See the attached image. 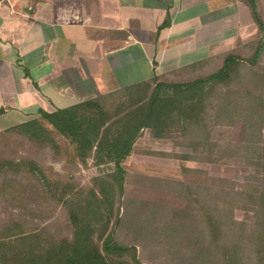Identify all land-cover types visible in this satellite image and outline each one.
Listing matches in <instances>:
<instances>
[{"label": "trees", "instance_id": "1", "mask_svg": "<svg viewBox=\"0 0 264 264\" xmlns=\"http://www.w3.org/2000/svg\"><path fill=\"white\" fill-rule=\"evenodd\" d=\"M241 2L259 32L244 46L246 54L223 51L42 110L0 132V201L17 199L20 209L0 219V264H143L139 248L150 239L162 250L149 264H264V20L258 0ZM168 25L166 17L156 34ZM211 124L240 126L239 141L212 142ZM145 129L156 138L181 133L191 149L179 155L183 160L230 159L251 171L241 184L193 168L188 182L156 179L181 204L157 209L137 200L131 214L123 163ZM15 139L26 146L24 154L9 153ZM45 149L61 159L62 173L42 162ZM88 164L105 169L83 185L75 173ZM122 225H128V238L119 240Z\"/></svg>", "mask_w": 264, "mask_h": 264}, {"label": "crops", "instance_id": "2", "mask_svg": "<svg viewBox=\"0 0 264 264\" xmlns=\"http://www.w3.org/2000/svg\"><path fill=\"white\" fill-rule=\"evenodd\" d=\"M225 6L223 0H0V117L19 124L222 51L233 34L225 23L235 17ZM166 17L169 25L156 34ZM131 50L142 62L138 79L129 77L136 69L115 70Z\"/></svg>", "mask_w": 264, "mask_h": 264}, {"label": "rangeland", "instance_id": "3", "mask_svg": "<svg viewBox=\"0 0 264 264\" xmlns=\"http://www.w3.org/2000/svg\"><path fill=\"white\" fill-rule=\"evenodd\" d=\"M31 2V0H28ZM37 1V0H32ZM225 2L226 15H228V9H232V15L234 19H229L225 23L226 29L233 31V34L227 38L229 42H226L225 47L222 51H210L207 54H203L204 58L211 57L223 51H228L233 48L240 51L242 54H246L247 48L244 46L248 43L251 44L256 37H258V29L256 24L253 22L249 9L245 6L241 0H223ZM244 7L242 13H240V8ZM258 7L260 14L264 20V0H258ZM242 10V9H241ZM239 24L240 32L238 33ZM228 35V34H227ZM244 47V48H243ZM129 58L123 61L122 66L115 67L116 73H120V70H126L127 68L136 69L134 72L129 74L132 79H138L141 77L142 62L139 61L135 56V51L131 50ZM201 58V59H204ZM216 61V60H214ZM211 68V67H210ZM188 77V76H187ZM0 117V132L4 131L6 127L12 126L8 125V121ZM6 122H8L6 124ZM8 125V126H6ZM176 130V129H175ZM241 127L234 125L231 127L212 125L210 132V140L212 142H218V144H225L228 142H237L240 139ZM55 140L61 146H65V141L57 135L56 132L50 131ZM181 133L173 131L169 136L164 138L153 137L152 132L149 129H145L142 136L138 139L135 144V151L131 156H129L123 163V167L126 170L127 177L125 182V195L127 201L131 202V214L132 208L138 203L137 200H149L152 202L154 208H159L160 206L167 205L178 206L181 204L180 201L175 199L174 192L171 188H167V185L161 183L157 180L169 181V182H188V168L200 169L206 172L207 175L212 177H223L235 181L237 183H242L246 176L250 173L251 168L246 165L233 162L230 159H221L218 162L210 163L203 161H193V160H183L179 158L181 154H188L191 149L188 145H185V140ZM12 148L9 149L11 155L24 154L27 150L25 145L18 143V139H15L11 143ZM3 148V144L0 140V150ZM49 149H45L41 154V160L45 165L52 166L56 171L62 173V161L58 156L51 155ZM100 169H105V167L96 168L93 165L81 166L79 170L75 173V179L81 184H89L93 176L100 173ZM143 177L150 178L152 180H144ZM157 179V180H156ZM19 200L11 198L7 202L0 201V219L7 214V212H19ZM136 202V203H135ZM135 203V204H134ZM30 209L29 215L36 216L37 214L32 212ZM48 213H44L41 217L42 220H47ZM63 218V216L61 215ZM237 218H242V214L237 211ZM39 220V219H36ZM41 221V220H40ZM62 220L59 218L55 224H61ZM51 227L56 228V226L51 225ZM128 225H122L118 231V239L124 240L128 238V233L126 230ZM160 242H151L147 240L144 249L141 247L140 257L143 264H149L151 260L158 257L156 255L162 249L159 247ZM164 245V244H163ZM143 246V245H140Z\"/></svg>", "mask_w": 264, "mask_h": 264}]
</instances>
